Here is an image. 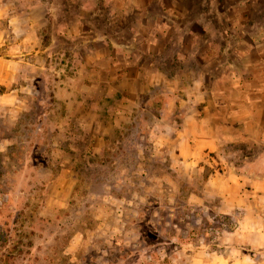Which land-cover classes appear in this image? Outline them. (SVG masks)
<instances>
[{
  "label": "rangeland",
  "instance_id": "374dc122",
  "mask_svg": "<svg viewBox=\"0 0 264 264\" xmlns=\"http://www.w3.org/2000/svg\"><path fill=\"white\" fill-rule=\"evenodd\" d=\"M66 5L78 16L51 37L48 80L0 113V264H203L233 221L198 205L207 176L181 168L180 136L190 114L239 129L256 109L264 0ZM88 52L102 64L81 66ZM257 144L226 146L225 160L238 167Z\"/></svg>",
  "mask_w": 264,
  "mask_h": 264
},
{
  "label": "crops",
  "instance_id": "0c3cea01",
  "mask_svg": "<svg viewBox=\"0 0 264 264\" xmlns=\"http://www.w3.org/2000/svg\"><path fill=\"white\" fill-rule=\"evenodd\" d=\"M26 1L29 3L0 0V113L19 111L24 96L36 93L35 83L48 80L55 65V39L51 37L71 36L68 27L72 18L77 20L78 16L66 10L67 1L71 0H63L59 10L50 5V0ZM57 17L60 22H56ZM93 56L94 64L98 65L99 59L101 65L102 54L97 52L85 54L87 60H81L80 65L92 64ZM84 71L97 74L95 67L81 68L78 76ZM252 111H248L239 129L235 127L239 121L227 114L223 116L227 121L224 126L217 125L221 119L217 113L215 122L209 125L205 117L197 122L194 114L185 119L179 143L181 168L207 176V188L197 194L196 201L198 205L208 201L207 209L214 222H219V218L233 221V227H224L221 232L225 249L221 253L207 251L203 264H264V73L259 74V104ZM239 141H252L263 147L252 157L244 156L246 161L234 167L225 160L230 154L224 147ZM239 152L234 149L231 153Z\"/></svg>",
  "mask_w": 264,
  "mask_h": 264
}]
</instances>
